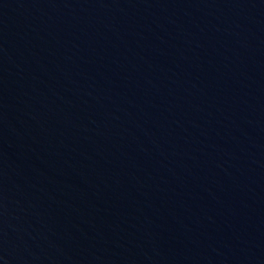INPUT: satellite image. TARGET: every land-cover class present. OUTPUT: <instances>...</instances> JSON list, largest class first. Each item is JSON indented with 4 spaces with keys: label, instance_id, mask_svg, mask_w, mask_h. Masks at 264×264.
<instances>
[{
    "label": "water",
    "instance_id": "1",
    "mask_svg": "<svg viewBox=\"0 0 264 264\" xmlns=\"http://www.w3.org/2000/svg\"><path fill=\"white\" fill-rule=\"evenodd\" d=\"M0 264H264V0H0Z\"/></svg>",
    "mask_w": 264,
    "mask_h": 264
}]
</instances>
